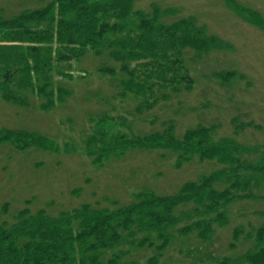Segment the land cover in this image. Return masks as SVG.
I'll return each mask as SVG.
<instances>
[{"label": "trees", "instance_id": "obj_1", "mask_svg": "<svg viewBox=\"0 0 264 264\" xmlns=\"http://www.w3.org/2000/svg\"><path fill=\"white\" fill-rule=\"evenodd\" d=\"M134 1L48 0L0 17V42L8 43H0L1 97L29 105L31 92L40 109L52 110L69 94L63 78H72L73 62L87 55L99 60L97 71L110 77L119 97L136 101L140 115L187 88L191 76L183 50L202 52L220 46L219 39L206 34L193 17L165 21L167 9L136 8ZM107 115H99L96 126L105 127L104 121L113 119ZM116 118L121 125L129 124L124 115ZM165 122L131 135L109 136L106 131L88 139L86 151L91 157L96 152L92 162L98 165L132 149H149L170 153L176 166L197 158L218 167L183 182L174 193L141 190L114 207L85 202L50 213L46 207L31 211L25 206L9 223L1 217L5 204L0 210V264H161L176 239L171 229L188 220L177 235H195L201 242L190 253L214 256V225L228 221L225 206L235 199L256 198L264 188V156L253 165V158L246 156L252 154L250 148L233 151L229 137L214 139L213 126L198 123L179 133L172 120ZM6 140L20 149L58 151L52 137L35 131L0 127V141ZM240 170L253 174L242 176ZM240 240L248 241L249 248L237 258L218 259V264H264V221L235 225L229 247ZM146 250L150 256L143 263L140 252Z\"/></svg>", "mask_w": 264, "mask_h": 264}, {"label": "rangeland", "instance_id": "obj_2", "mask_svg": "<svg viewBox=\"0 0 264 264\" xmlns=\"http://www.w3.org/2000/svg\"><path fill=\"white\" fill-rule=\"evenodd\" d=\"M46 1L0 0V17L39 7ZM134 3L136 8L145 10L152 6L167 9L165 21L193 17L206 34L219 39L220 46L202 52L184 49V65L191 76L188 87L171 93L141 115L135 110L136 101L119 97L110 77L97 71L99 60L92 55L73 62L72 78H63L69 94L52 110L40 109L31 92L27 93L29 105L8 102L0 95V127L39 132L52 137L58 146V151L50 152L31 147L20 149L8 140L0 141V210L8 205L1 215L3 220L13 222V216L25 206L31 211L46 207L48 212L56 213L85 202L109 207L122 205L141 190L174 193L183 182L218 167L216 162L197 158L176 166L170 153L162 155L161 151L149 149H132L98 165L92 162L96 152L91 157L86 151V141L100 138L106 131L109 136L131 135L158 129L163 122L172 120L181 133L203 123L213 126L214 139L229 137L233 151L250 148L252 154L246 156L253 158V165L263 158L264 0ZM260 20L262 24L258 25ZM227 72L229 76L223 78ZM106 113L113 119L102 118L105 127L96 126L95 119ZM117 114L127 117L129 124L121 125ZM237 173L253 174L246 170ZM263 194L264 188L257 191L256 198L235 199L225 206L228 221L214 225L210 245L214 256L200 257L193 250L190 253L201 242L195 235H177L178 228L191 221L180 222L170 231L176 239L164 251L161 264H218L217 260L223 257H239L250 243L240 240L230 248L233 228L240 223L264 221ZM140 255L143 263L150 256L147 250Z\"/></svg>", "mask_w": 264, "mask_h": 264}]
</instances>
